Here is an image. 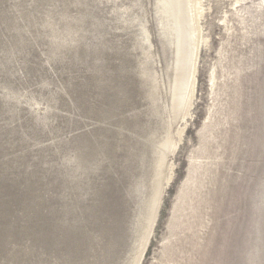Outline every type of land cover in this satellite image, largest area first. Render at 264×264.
Segmentation results:
<instances>
[{
  "label": "rangeland",
  "instance_id": "374dc122",
  "mask_svg": "<svg viewBox=\"0 0 264 264\" xmlns=\"http://www.w3.org/2000/svg\"><path fill=\"white\" fill-rule=\"evenodd\" d=\"M199 9L193 106L171 123L182 140L138 261L263 264L264 0ZM155 23L152 0H0V264L136 254L131 190L169 113Z\"/></svg>",
  "mask_w": 264,
  "mask_h": 264
},
{
  "label": "bare ground",
  "instance_id": "6f19581e",
  "mask_svg": "<svg viewBox=\"0 0 264 264\" xmlns=\"http://www.w3.org/2000/svg\"><path fill=\"white\" fill-rule=\"evenodd\" d=\"M199 2L200 0H155V15L158 24L157 37H159L161 43V52L163 50L162 54H166V57L168 58L165 61L166 63H164L167 70H164L166 77L169 74L168 71L170 72L169 81L167 79V94H164L165 96L168 95L169 113L165 117V124L162 125L165 129L164 134L156 139V128L151 130V127H149L150 134L147 135L149 136L148 139L151 140L149 142L151 144L149 147L151 156L149 158V163H151V168L148 169V164L147 168L143 172L148 174L150 180V192L149 194H147V192L144 193L146 190L144 183L146 176H144L143 179L137 178L138 181L134 184V189L131 190L132 196L137 199V206L135 208L136 211L132 224L133 228H131L133 229L134 239H132L133 243H131L132 246H130V248L131 251H134L135 249L138 250L136 251L134 257H132V260L129 262V264L140 263L141 259L138 261L139 252L141 248L145 246L147 237L148 235L150 237L152 232L151 228L153 227L156 216L160 191L166 178V156L172 152L173 148H175V143L173 144L174 139L170 131V127L172 125L171 123L177 119H181L177 122L184 120L192 106L194 76L191 88L190 83L193 71L195 69L199 45V37L196 38V34L198 32V20L201 14ZM140 28L142 31L141 33H143L142 41L145 42V34L143 32L144 27L142 24ZM147 71V74L143 73L145 74L146 79H148V85H146L148 86V91L146 90V100L150 102L149 103L147 101L149 103L150 108H148L150 109L151 114L157 116L161 112V109L165 110V106H163V108L160 103V96L157 88L158 84L156 77L154 76L155 74L153 72ZM144 158L145 157H143L142 161ZM142 161L140 164H142ZM191 169L188 170V173L191 171ZM142 175H144V173H142L140 176ZM262 260L264 261L263 255Z\"/></svg>",
  "mask_w": 264,
  "mask_h": 264
},
{
  "label": "water",
  "instance_id": "95a60500",
  "mask_svg": "<svg viewBox=\"0 0 264 264\" xmlns=\"http://www.w3.org/2000/svg\"><path fill=\"white\" fill-rule=\"evenodd\" d=\"M152 12H153V15H154V18H155V20H156V27L158 26V24H157V19H156V15H155V0H152ZM157 36H158V34H157ZM156 36V43H155V45L157 46V47H159L158 49H160V51H161V43H160V40H159V37H157ZM146 42V41H145ZM207 42H208V40H206V41H204V42H202V44L200 45V48L203 46H206L207 45ZM149 46H147V48H148ZM161 55H162V52H161ZM162 61H163V63H164V57H163V55H162ZM162 74H163V76H164V78L166 77V75H165V72H164V69L162 70ZM165 88H166V86H165ZM144 99V98H143ZM144 101L146 102V99H144ZM192 106H193V102H192ZM191 109H192V107H191ZM191 109H190V111H191ZM190 111H189V115L184 119V120H182V121H179V123L180 122H184L186 119H188L189 118V116H190ZM148 114V112L146 111V116H148L147 115ZM147 119H148V117H147ZM184 129V128H183ZM183 133V132H182ZM178 136V135H177ZM181 140H182V134H181V136L180 137H178L177 138V144H176V146H175V148L172 150V152L171 153H169L168 154V163H169V161L171 160V157L175 154V152L177 151V149H178V147H179V145H180V143H181ZM143 148V147H142ZM148 154H149V157H148ZM146 158H147V160L148 161H146V163L147 164H149V166H148V169H150L151 168V166H150V164L151 163H149V158H150V152L148 151L147 152V155H146V157L144 158V160H146ZM168 170H169V172H168V175L166 176V178H165V180H164V183H163V185H162V188H161V191H160V195H159V203H158V207H157V211H156V216H155V220H154V223H153V227H152V232H153V228H154V226H155V224H156V221H157V216H158V212H159V208H160V205H161V202H162V197H163V194H164V191H165V189H166V187L168 186V184L170 183V181H171V178H172V176H171V166L168 168ZM145 191H144V193H146L147 192V194H149V189H150V187H149V182H150V180H149V177H148V174H145ZM152 232H151V235H150V238H151V236H152ZM150 238H149V240H150ZM149 242V241H148ZM147 245H148V243H147ZM147 248V247H146ZM146 250V249H145ZM141 261H142V259H141ZM141 261H140V263L139 264H141Z\"/></svg>",
  "mask_w": 264,
  "mask_h": 264
}]
</instances>
